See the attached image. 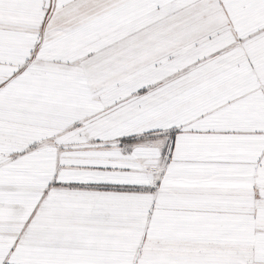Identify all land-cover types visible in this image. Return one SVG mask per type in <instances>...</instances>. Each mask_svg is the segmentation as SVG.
<instances>
[{
    "label": "snow or ice",
    "instance_id": "snow-or-ice-1",
    "mask_svg": "<svg viewBox=\"0 0 264 264\" xmlns=\"http://www.w3.org/2000/svg\"><path fill=\"white\" fill-rule=\"evenodd\" d=\"M0 264H264V0H0Z\"/></svg>",
    "mask_w": 264,
    "mask_h": 264
}]
</instances>
